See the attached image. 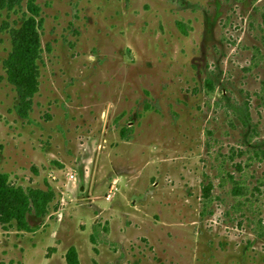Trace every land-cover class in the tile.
Listing matches in <instances>:
<instances>
[{"label": "rangeland", "instance_id": "1", "mask_svg": "<svg viewBox=\"0 0 264 264\" xmlns=\"http://www.w3.org/2000/svg\"><path fill=\"white\" fill-rule=\"evenodd\" d=\"M0 172V264H264V0H0Z\"/></svg>", "mask_w": 264, "mask_h": 264}, {"label": "trees", "instance_id": "2", "mask_svg": "<svg viewBox=\"0 0 264 264\" xmlns=\"http://www.w3.org/2000/svg\"><path fill=\"white\" fill-rule=\"evenodd\" d=\"M28 10L32 15L28 21V27L34 29L40 9L33 2H29ZM38 54L39 44L35 41L31 48H16L5 62L9 83L16 87L20 94H23L21 85L22 71L29 73L31 69L36 67L35 62ZM32 94L26 93L25 99L29 100L32 98ZM22 116L26 117V114L23 113ZM32 203L30 192L25 191L23 188L11 186L9 176L0 172V227L16 222L21 230H27V216L31 213ZM68 260L69 264H79L75 249L69 251Z\"/></svg>", "mask_w": 264, "mask_h": 264}]
</instances>
